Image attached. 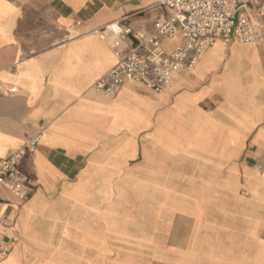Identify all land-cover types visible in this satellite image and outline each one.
I'll return each instance as SVG.
<instances>
[{
    "label": "crops",
    "instance_id": "crops-1",
    "mask_svg": "<svg viewBox=\"0 0 264 264\" xmlns=\"http://www.w3.org/2000/svg\"><path fill=\"white\" fill-rule=\"evenodd\" d=\"M159 1L0 0V159L39 136L29 198L0 187V264H264V47L216 43L161 94L93 91L107 28L152 31Z\"/></svg>",
    "mask_w": 264,
    "mask_h": 264
},
{
    "label": "built area",
    "instance_id": "built-area-1",
    "mask_svg": "<svg viewBox=\"0 0 264 264\" xmlns=\"http://www.w3.org/2000/svg\"><path fill=\"white\" fill-rule=\"evenodd\" d=\"M159 5L169 11L159 16L152 31L133 30L125 23L118 32L107 35L114 39V66L93 85L99 96L113 98L127 83H134L147 91L161 94L169 89L180 72L190 73L198 60L216 43L224 46L261 45L264 47V0H160ZM178 38L170 51L162 46V39ZM10 85L0 81V96ZM39 136L8 158L0 159V187L24 202L31 189L28 178L17 163L26 153H33ZM264 177V152L255 164ZM10 224L0 210V261L9 250L3 244L12 237Z\"/></svg>",
    "mask_w": 264,
    "mask_h": 264
},
{
    "label": "rangeland",
    "instance_id": "rangeland-1",
    "mask_svg": "<svg viewBox=\"0 0 264 264\" xmlns=\"http://www.w3.org/2000/svg\"><path fill=\"white\" fill-rule=\"evenodd\" d=\"M172 44L173 43H164V48L166 49V50H169L170 48H171V46H172ZM242 162V164H243V167H245V162L244 161H241ZM250 169H251V171L253 172V173H255L256 175H258L259 177H262V176H260L258 173H257V171H255L254 169H252V167H250ZM242 196L244 197V198H248V196H246V194H247V190L245 189V188H243L242 189Z\"/></svg>",
    "mask_w": 264,
    "mask_h": 264
},
{
    "label": "bare ground",
    "instance_id": "bare-ground-1",
    "mask_svg": "<svg viewBox=\"0 0 264 264\" xmlns=\"http://www.w3.org/2000/svg\"><path fill=\"white\" fill-rule=\"evenodd\" d=\"M264 240V239H263Z\"/></svg>",
    "mask_w": 264,
    "mask_h": 264
}]
</instances>
